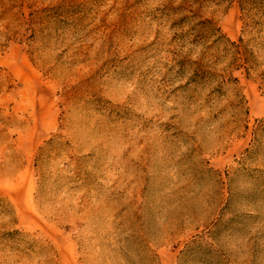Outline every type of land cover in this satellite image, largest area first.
Returning <instances> with one entry per match:
<instances>
[{"label": "rangeland", "instance_id": "374dc122", "mask_svg": "<svg viewBox=\"0 0 264 264\" xmlns=\"http://www.w3.org/2000/svg\"><path fill=\"white\" fill-rule=\"evenodd\" d=\"M0 264H264V0H0Z\"/></svg>", "mask_w": 264, "mask_h": 264}]
</instances>
